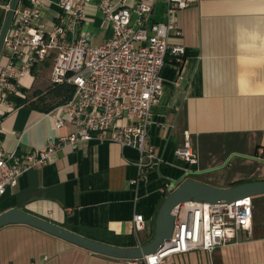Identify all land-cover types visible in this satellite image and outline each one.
Segmentation results:
<instances>
[{"label":"crops","instance_id":"0c3cea01","mask_svg":"<svg viewBox=\"0 0 264 264\" xmlns=\"http://www.w3.org/2000/svg\"><path fill=\"white\" fill-rule=\"evenodd\" d=\"M10 1L0 0V30ZM125 1L130 6L138 0ZM57 2L42 0L47 25L58 16ZM96 4L85 7L87 23L79 29L99 44L112 32ZM165 8L164 0H156L149 24L174 25L180 35L171 32L168 45L181 46L185 52L179 65L166 56L163 97L152 108L147 144L157 164L151 170L141 168L137 149L93 134L89 141L60 147L51 163L25 172L0 198V214L17 209L86 238L113 246L132 242L136 247L154 237L166 183L189 178L231 188L264 182V0H202L167 16ZM73 38L64 34L68 41ZM51 65L48 59L21 79L27 97L34 100V92L50 87ZM52 111L42 113L16 103L0 117L2 149L19 156L42 151L50 140L68 136L71 124L56 129ZM186 138L196 156L192 167L175 155ZM137 178L138 186H131L129 182ZM255 199L251 237L240 234L238 244L208 253L175 255L168 264H264V219L257 217L264 196ZM136 214L143 216L144 229L135 237ZM0 264L130 262L91 253L26 225H8L0 229Z\"/></svg>","mask_w":264,"mask_h":264},{"label":"built area","instance_id":"2783aa9c","mask_svg":"<svg viewBox=\"0 0 264 264\" xmlns=\"http://www.w3.org/2000/svg\"><path fill=\"white\" fill-rule=\"evenodd\" d=\"M93 1H97L104 24L112 32L99 44L79 29L87 23L84 10ZM155 1L138 0L128 6L125 0L115 4L111 0H58L59 13L50 25L44 22L42 0L19 1L0 52V117L14 109L15 100L26 99L21 79L50 59V85L67 83L74 88L71 99L52 111L55 128L67 122L73 129L57 142L50 140L42 151L31 150L19 156L14 151L6 152L0 144V198L16 186L25 172L51 163L60 147L89 141L93 134L137 149L142 155L141 168L151 170L157 164L158 158L147 144V128L153 106L163 97L166 56L169 54L171 62L179 65L185 51L181 46L168 45L171 32L180 35L174 25L168 21L149 24ZM164 1L167 16L202 0ZM66 32L74 38L64 39ZM120 120L126 125H117ZM1 134L0 126V138ZM175 155L189 167L196 164L187 138ZM139 182L137 178L129 184L136 187ZM163 189L170 193L174 188L166 183ZM252 200L246 197L213 205L192 201L176 206L172 211V236L142 263L168 264L175 255L196 250L208 253L217 247L238 244L240 234L251 237ZM132 223L136 237L144 229L143 216L134 215Z\"/></svg>","mask_w":264,"mask_h":264},{"label":"water","instance_id":"95a60500","mask_svg":"<svg viewBox=\"0 0 264 264\" xmlns=\"http://www.w3.org/2000/svg\"><path fill=\"white\" fill-rule=\"evenodd\" d=\"M19 1H10L0 30V52ZM171 184L174 189L170 193H165L164 200L156 214L155 226L153 227L154 237L149 243L142 246L117 247L92 240L17 209H11L0 214V229L8 225H26L94 254L120 260L138 261L150 254L154 255L163 242L170 239L174 230L172 211L176 206L192 201L209 205L218 203L229 204L246 197L264 196V182H251L231 188H217L188 178L177 180Z\"/></svg>","mask_w":264,"mask_h":264},{"label":"trees","instance_id":"16d2710c","mask_svg":"<svg viewBox=\"0 0 264 264\" xmlns=\"http://www.w3.org/2000/svg\"><path fill=\"white\" fill-rule=\"evenodd\" d=\"M24 91V90H23ZM74 93V88L70 85L62 84L58 86H51L47 88L44 93L34 92L32 100L30 97H26L24 101L16 100L17 105L26 104L30 108L41 111L42 113H49L55 108L65 104L69 101ZM90 239V238H89ZM93 240V239H92ZM117 247H134L132 242L126 243V245H115Z\"/></svg>","mask_w":264,"mask_h":264},{"label":"rangeland","instance_id":"374dc122","mask_svg":"<svg viewBox=\"0 0 264 264\" xmlns=\"http://www.w3.org/2000/svg\"><path fill=\"white\" fill-rule=\"evenodd\" d=\"M20 86H24V84H21V82H20ZM255 198L256 197H254L253 199L256 200ZM260 205H261L260 203H258V205H257V209H258L257 217L259 220H262V219H264V206H262V205L260 206Z\"/></svg>","mask_w":264,"mask_h":264}]
</instances>
